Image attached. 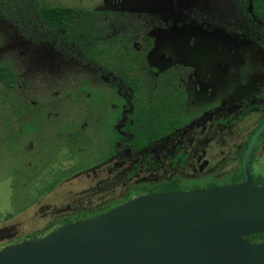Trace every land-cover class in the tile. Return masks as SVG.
Listing matches in <instances>:
<instances>
[{"label": "flooded vegetation", "instance_id": "1", "mask_svg": "<svg viewBox=\"0 0 264 264\" xmlns=\"http://www.w3.org/2000/svg\"><path fill=\"white\" fill-rule=\"evenodd\" d=\"M123 1L103 0L114 9ZM229 1L211 2L210 9L215 8V15L212 11L209 16L203 15L209 5L203 4V0H188L185 14L180 15L176 9L175 13L161 19L160 12L150 16L148 11H133L128 16L129 24H125L127 31L110 37L115 42L120 61H107V65L106 62L105 65L97 61L85 62L87 67H92V72L87 75L91 81L86 86L106 87L107 91L98 90L96 95L92 92L88 103L84 100L86 92L76 88L74 76L73 84L57 90L52 100L43 99L45 101L37 106L32 104L40 121L35 130L22 131L14 120L18 128L9 132L8 145H13L12 142L9 144L11 134L13 140L16 136L31 134L33 137L28 139L27 145L30 149L24 148L31 156L42 152L44 157L50 156L52 149L57 147L63 160L73 162L68 169L51 171L48 184L40 194L51 191L61 179L79 171L89 170L95 175L117 169V174L111 178L115 176V184L119 179L125 184L119 198L102 200L91 208L62 216L57 222L64 218H70L71 222L102 213L133 196L239 182L245 176L244 162L250 182L264 185L261 166H252L255 163L264 167V58L241 59L248 52L264 54V17H255L248 7L243 9L242 1ZM95 12L90 34L93 42H100L97 39L101 30L93 23L98 16ZM189 15H195V18H189ZM144 17L150 25H141ZM191 21L201 24L204 32L195 31V27L188 25ZM239 21L243 25H239ZM209 22L219 31L225 30L222 28L224 23H231L232 28L226 31L236 34L238 41L244 42L233 49L229 43L218 55L209 43L212 40L207 32L214 30V27H208ZM157 28L168 36H163L162 43L159 42L157 47L162 50L153 60L147 54L154 42L160 41L158 35L150 32ZM137 30L144 39V56L138 52L135 42L130 46L126 42L128 33ZM59 33L50 37L52 44L54 41L60 43L63 38L75 44L74 39L64 36L62 30ZM210 56L213 61H209ZM129 66L131 68L126 70ZM133 76L138 77L137 87L133 85ZM225 77L233 83H237V79L240 82L234 89L221 94L220 89L226 85L222 82ZM68 95H73L71 101H79V104L71 105ZM191 107L197 110L194 114L187 113ZM6 130L4 125L2 131L5 133ZM35 143H38L36 147ZM91 148L94 152L88 160L80 163L74 159L84 149ZM32 200L29 205L35 201ZM99 207L104 210L77 217L79 213ZM25 239L28 238L19 240Z\"/></svg>", "mask_w": 264, "mask_h": 264}, {"label": "rangeland", "instance_id": "2", "mask_svg": "<svg viewBox=\"0 0 264 264\" xmlns=\"http://www.w3.org/2000/svg\"><path fill=\"white\" fill-rule=\"evenodd\" d=\"M214 1L216 0H206V2L203 0V4H209L206 10H203L204 7L201 8L204 16H209L208 13L214 12L215 8L210 9V3ZM226 1L230 2L229 0ZM21 2L27 12L23 20L17 22L20 26L16 22L11 23L7 19L0 18V65L6 64L9 73L16 80L11 91H8L9 96H5L0 92V247L11 244L20 238H25L26 234L33 232L40 234L45 229L46 231L52 229L53 227L48 226L49 223L57 221L62 216L86 210L110 197L119 198L125 185L120 179L115 184V176L111 178L114 173L117 174V169L110 173L101 171L95 175L89 173L88 170V172L79 171L78 173L70 174L66 178L61 179L51 191L40 194V192L44 191L45 184H48L47 182L52 175L50 174L51 171L64 167V169H68L73 162L71 160H63L61 152L57 151V147L52 149V155L48 153L50 156L46 155L44 157L43 152L37 156H31V153L24 149L28 145V139L31 140L30 138L33 137L31 134L16 136L14 140L12 139L14 135L11 134L9 135L11 138L9 144L12 142L13 145H8L7 136L9 132L12 128H18L9 110L13 95H15L16 100L20 97L28 96L34 98L35 101H43L46 97L51 99L53 95H57L56 91L64 85H67V88L70 87L73 84L74 76H84L92 72V67L85 65L86 63L88 64V61H110L102 56H99L102 59L98 58L99 60H97L96 57L86 55L83 51L85 56L80 50L81 47L73 44L67 38H63L61 41L58 39L60 43L54 41V44L51 43L50 37L38 38L36 32L40 29L39 22L36 21V14L27 0H21ZM36 2L39 4L44 3L48 6L84 8L97 11L98 16L93 23L96 28L101 30L99 39L96 38L100 41L110 39L116 33L121 35L126 32L125 28L128 29V27H125V24H129L128 16L133 11H148L150 16L160 12L161 17L158 16L161 19L175 13L176 9H179L180 15L185 14V7L188 4V0H175L176 3L174 0H125L122 5L116 6L114 9L110 8L103 0H36ZM183 4L185 5L183 6ZM243 5L245 8L248 7L245 3ZM179 6L182 8H179ZM237 10L239 11L238 8ZM119 13H122V15H119ZM213 15H215V12ZM188 17L192 19L195 18V15H189ZM140 22L143 26L151 24L149 20L147 21V17H144ZM132 23L137 26L136 22ZM188 25L195 27L194 30L198 33H202L205 30L201 24L196 22L191 21ZM239 25L243 24L240 22ZM209 26L214 27V30L207 32L209 40H212L209 43L212 50L218 55L222 54L224 49L226 50L227 44L231 43V48L233 49L236 45L244 42L243 40L238 41L236 34L226 31L232 28L231 23H224L222 28H225V30L220 31L210 22L208 23ZM150 32L160 38V41L154 42L152 49L147 54L148 58L154 60L158 58V52L162 50L157 46L162 43L163 36L168 35L158 31V28ZM84 40H87L86 37L83 38V44ZM143 41L144 39L139 30L128 33L126 38L129 46L131 42L136 43L135 46L139 47L138 52H141V56H144V51L142 50L144 49ZM103 45L105 46V44ZM131 56L129 55V57ZM245 57L256 60L257 58H264V54L262 53L261 56L260 53L248 52L241 59ZM209 59V61H213L212 56ZM231 72L232 69L229 66V74ZM215 74L218 73L215 72ZM101 79L105 80V77ZM224 79L222 82L226 85L220 89L221 94L227 89H234V86L240 82L239 79H237V83L226 80L227 77ZM0 85H2L1 82ZM84 89L86 92L84 100L89 103L92 86H86ZM95 89L108 90L106 87L99 86H96ZM121 90L123 91V89ZM218 90L216 91L218 92ZM72 96H66L70 100V104H79V101H71ZM34 103V101L31 102V104ZM196 111L192 107L187 109L188 114H194ZM4 125L7 128L5 133L2 131ZM37 145L38 143H35L34 147ZM29 147H27V150L30 149ZM80 147H83V145ZM93 152L94 148L84 149L80 154L75 155L74 159L82 163L88 160ZM252 166H261L262 174L260 175L264 176L263 165L254 163ZM113 184L115 185L113 186ZM189 186L190 182L187 183V187ZM34 189L36 190L35 192ZM31 200L32 202L35 201L29 205ZM24 206L27 207L24 208Z\"/></svg>", "mask_w": 264, "mask_h": 264}, {"label": "water", "instance_id": "3", "mask_svg": "<svg viewBox=\"0 0 264 264\" xmlns=\"http://www.w3.org/2000/svg\"><path fill=\"white\" fill-rule=\"evenodd\" d=\"M244 173L231 184L133 196L1 246L0 264H264V241L245 239L264 234V185L250 182L246 162Z\"/></svg>", "mask_w": 264, "mask_h": 264}, {"label": "trees", "instance_id": "4", "mask_svg": "<svg viewBox=\"0 0 264 264\" xmlns=\"http://www.w3.org/2000/svg\"><path fill=\"white\" fill-rule=\"evenodd\" d=\"M248 5L250 2V11L253 13L255 17L262 18L264 17V0H239ZM21 0H0V18L7 19L9 22L14 23L20 26L19 23L23 20V17L26 16L27 9L23 8V4ZM27 2L32 7L36 14V21L39 23V29L37 33L38 38H46L59 35V31L62 30L64 36L68 35L70 38L74 39L75 44L79 45L81 48L82 54L92 55L96 57L97 60L106 58L110 61H120L119 52L115 50V42L113 39H107L106 41L93 42L92 35L90 32V25L92 24V18L96 14L95 11L84 9V8H69L63 6H48L44 3H37L36 0H27ZM245 9V7H244ZM60 29V30H59ZM88 32V34H86ZM86 37L87 40L83 38ZM105 44V46L103 45ZM84 51V52H83ZM84 54V55H85ZM85 55V56H86ZM99 58V59H98ZM109 61V62H110ZM104 61H97L98 64L105 65ZM122 63V62H120ZM108 63L106 62V65ZM107 67V66H106ZM113 67V66H111ZM136 67V66H135ZM110 68V67H108ZM131 66L127 67L126 70L130 69ZM137 79L138 77L133 76L132 82L135 87H137ZM76 85L79 90L84 91L86 84L91 81L87 77V75L75 77ZM0 92H2L5 96H9V92L11 91L14 83L16 82L15 78L9 73L8 66L0 65ZM96 86H92L91 91L93 93L98 92V89H95ZM134 92V91H133ZM53 97H51L52 100ZM133 98L136 99V94L133 95ZM34 100L31 96H28L27 99L25 97H20L16 100L15 95L12 96V102L9 104V110L11 111V115L13 119L18 123L20 129L22 131L30 128L31 130H35L38 127V122H40L37 117V113L34 110L33 105L30 100ZM45 100H50V98L46 97ZM43 100V101H45ZM41 100L35 101V106L39 105ZM49 102V101H48ZM27 119H26V118ZM35 120V121H34ZM30 124V125H29ZM29 125V126H28ZM28 126V127H27ZM102 207L87 210L86 212L79 213L77 217L87 216V214H94L100 211H103ZM82 214V215H80ZM86 214V215H85ZM76 218V217H75ZM70 218H64L62 220L52 221L48 226L55 227L59 223L70 222ZM57 227V226H56ZM46 230V229H45ZM44 230V231H45ZM42 231V232H44ZM41 232V233H42ZM40 233V234H41ZM37 232L26 234L25 238H33L38 235ZM22 239V238H20ZM246 240L255 242L260 239H264V234H256L245 237Z\"/></svg>", "mask_w": 264, "mask_h": 264}]
</instances>
